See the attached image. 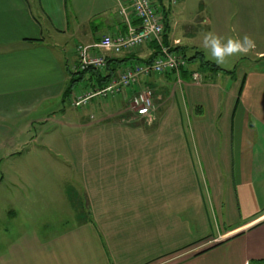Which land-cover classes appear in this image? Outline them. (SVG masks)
I'll use <instances>...</instances> for the list:
<instances>
[{
	"label": "crops",
	"instance_id": "crops-1",
	"mask_svg": "<svg viewBox=\"0 0 264 264\" xmlns=\"http://www.w3.org/2000/svg\"><path fill=\"white\" fill-rule=\"evenodd\" d=\"M78 1L82 0H0V264H264V49L255 53L257 60L242 77L239 95L227 98L230 111L223 118L221 150L225 153L221 162L227 168L226 182H233L241 222L217 229V234L209 233L210 229L205 230V223L211 221L209 202L203 192H196L195 175H189V167L181 164L184 169L179 168L178 152L186 148L194 170L191 145L181 142L180 134L174 137L175 126L163 127L166 120L174 119L171 108L178 99V87L183 92L187 88L193 106H198L195 118L204 116L200 99L210 88L207 77L193 68L194 60L189 62L182 83L171 73L142 80L153 87L159 102L154 112L157 126L149 135L161 133L165 143L138 145L142 152H157L154 159L147 155L140 158L134 166L142 168L138 177L128 169L116 176L120 161L109 157L120 145L93 143L90 150L96 153L89 161L68 159L75 143L62 140V125L74 130L89 124L83 123L84 119L88 122L87 117L72 110L71 98L84 81L98 75L92 69L83 75L77 73L76 46L95 48L103 36L127 31L120 13L125 0H95L108 6L101 21H94L92 12L76 10ZM217 4L220 20H235L228 34L264 38V0H219ZM253 7L258 13L253 14ZM169 40L174 44L180 40L177 46L183 47L180 37L169 35ZM105 53L106 76L114 77L123 66L151 61L155 49L151 43L134 52ZM191 72L202 75V84L192 80ZM77 79L70 92L71 82ZM195 84L203 90L196 93ZM219 93L218 89L213 94L210 91L214 103H218ZM129 100L130 95L124 93L112 100L109 108L122 103V109L129 111ZM67 101L70 114L63 105ZM166 103L170 104L164 111ZM99 116L91 118L98 120ZM138 122L141 120L136 118L131 124ZM130 145L121 148L131 149ZM165 151L169 159H158ZM50 152L54 157L46 161ZM31 153L44 155V163L57 169L59 175L67 168L70 183L87 187L88 213L77 207L81 205L77 196H68L70 208L65 212L70 217L62 220L66 224L62 230L50 235L42 236V228L36 226L20 230L12 224L17 223V215L33 213L29 207L34 204L26 201L31 196L12 188L15 179L19 178V183L22 177L18 167L23 165L25 174L33 167ZM62 156L67 159L62 160ZM116 182L140 184L141 190L117 191Z\"/></svg>",
	"mask_w": 264,
	"mask_h": 264
},
{
	"label": "rangeland",
	"instance_id": "rangeland-1",
	"mask_svg": "<svg viewBox=\"0 0 264 264\" xmlns=\"http://www.w3.org/2000/svg\"><path fill=\"white\" fill-rule=\"evenodd\" d=\"M218 1L219 0H180V2L172 7L166 14L167 16L165 20L169 26L167 39L170 44L169 46L175 47L180 42V40H176V44H174L169 40V35L171 38L180 37L183 41L182 46L187 49L186 53L188 57L199 53V56L192 59L195 61V66L192 65L193 68L198 69L203 76L207 77L205 78L206 84L209 86L212 94L216 89H218L220 93L218 95V103H214L210 97V91H203L200 100L204 105V116L197 120L195 116L197 115V110H199V108L198 106H193V102L189 97V90L185 88L183 92V89L178 87V99L174 107L171 108L173 111L171 114L174 116L172 118L174 119L166 120V124L163 125V127L175 126L176 133L174 137L177 138L178 134H180V141L187 142L191 145L190 147L193 150L192 153L195 162L194 170L192 169V163L189 161L190 153L186 148L185 150L178 152V156L180 155L178 158L180 164L179 168L184 169L181 164H185L189 167V175L191 176L192 172L195 175L196 192H199V194H201V192L204 193L205 201L206 203L209 202L211 209V223H205V227L207 226L205 230L208 231L210 229L209 233L214 231L216 234L217 229H228L229 226L241 222L242 218L241 211L239 210L235 198L233 182H226L225 173L227 172V168L223 167L221 162V156L225 153L221 150V144H223L224 137V130H222L224 124L223 118L230 111V103L228 102L230 95L233 97L239 95L242 77L250 68L251 63L254 60H257L255 53L258 50L264 49V38L254 37L253 39L256 43L255 49L251 50L246 55L230 57L222 65L217 64L222 67V69H226L225 71H215L210 66H206L202 63L203 59L215 63L207 50L202 47L201 41L203 33L214 32L220 35L221 32H223L221 37L225 39L236 37L233 33H227V31L234 26L235 20L234 18L231 20L225 19V21L220 20V8L217 6ZM70 7V10H72L71 5ZM106 7H108L106 4L98 5L95 0H82L76 2L75 5V9H79L80 12H92V19H94V21L103 20L104 17H101V15L103 14V11L106 10ZM234 9L236 8H230V11H234ZM246 11L248 12L249 9H246ZM252 11L253 14L258 13L256 7H253ZM108 15L109 12H107V16ZM238 37L243 36L240 34ZM201 74V79L199 80L200 83L199 81H195V83L202 84L203 78ZM83 85L85 86V81L80 87H78V89L82 88ZM201 86L202 85H194L195 88L193 89L196 93L197 91L203 90V87ZM148 87L153 91V87ZM154 93L155 92L153 91L156 111L159 102L155 100ZM184 93L186 94L187 99H185ZM112 100H116V98H95L88 105L74 106L71 98L72 108H75L72 110L79 112L83 118L87 117L88 122L87 119H84L83 123L89 124L74 130L62 125V140L67 143H75L72 145V152H69V154L71 153L72 158L68 157V159H82L83 157V159L89 161L91 155L96 153L90 150V144L93 143L100 145H120L119 148H116L117 151L110 152L109 157L111 160L120 161V164L116 166V176L121 177L119 176L121 172L128 169L132 176L138 177L139 171L142 168L134 166L138 164L140 158H144L145 155H147V158L154 159L157 153L154 151L142 152L139 150L140 148L138 145L145 143L150 145L165 143L164 137H160L163 136V134L160 133L157 136L149 135L154 134L153 130H155V127L157 126L158 120L155 119V115L151 118L138 117L130 110H124L126 107L122 109V103H119V105L118 103H115L116 105L112 104L111 108H109L110 104L113 102ZM169 104L170 103H166L164 105V111L169 108ZM63 105L65 106L67 113H69V110H71L69 102L67 101ZM128 106L130 105L128 104L127 108ZM113 113L115 115H112ZM98 114H100V116L98 117V120H95L97 118L94 117H97ZM126 114L129 118L127 117L125 119L124 115ZM91 115H94V117L91 118ZM136 118L137 120H141V122L131 124V122H135ZM133 125L136 128L142 129V131L139 129L134 130ZM136 125L141 126L138 127ZM52 129H55V127H52ZM169 141L172 142L171 140ZM127 144H131V149L121 148V146ZM192 145H194V147ZM198 145H200V148H196L195 150V147ZM205 145L209 146L207 150L204 149ZM104 152L106 153V151ZM174 153L175 152H173V154ZM50 154L51 156H46V161L48 158L54 157L53 152H50ZM62 154L69 156L68 153L65 152H62ZM167 154L168 152L165 151L162 155L163 157L158 159H169ZM30 158L34 162L33 167L29 168L27 174H25L27 169L24 168L23 165L18 167V171H20L19 175L22 177H20L19 183H17L19 178L17 180L15 179V185L12 188L17 192L23 193V196H26L27 194L31 196V200L26 201L34 204L33 208L29 207V210L33 211V213L30 215H17V223L12 224L17 225L20 230L30 226H36L39 229L42 228L39 230V233L42 236L57 233L66 225L62 223V220L70 217V214L65 212V210H68L66 208H70L67 199L68 196L70 198L77 196L81 201V205H78L77 207L81 208L84 213H88L89 199L86 194L87 187L85 189L78 182L70 183V180L67 177H69L71 173L68 172L69 170L67 168H62L61 166L62 173L59 175L60 173H58L57 169H54V167H51L48 163H44V155L40 157V154L34 153ZM63 159L65 161L67 158L62 156V160ZM213 161L217 162L214 166L211 164ZM210 171L213 173L211 174ZM122 177L125 179L127 175L124 173ZM114 185L116 186L115 190L121 192L141 190L140 184L116 182ZM90 188L91 184L89 183V189ZM23 200H25V198H23ZM20 207L25 209L24 204H20ZM19 232L21 233L22 231Z\"/></svg>",
	"mask_w": 264,
	"mask_h": 264
},
{
	"label": "built area",
	"instance_id": "built-area-1",
	"mask_svg": "<svg viewBox=\"0 0 264 264\" xmlns=\"http://www.w3.org/2000/svg\"><path fill=\"white\" fill-rule=\"evenodd\" d=\"M179 2L180 0H125L120 6V13L127 24L125 33L103 36L95 48L78 44L75 66L77 73L82 74L93 69L100 75V79L104 80L99 82L97 76L86 80L85 86L75 90L72 96L74 106L88 105L95 98L115 99L127 93L130 94L131 112L142 118L153 117V91L145 86L142 80L151 75L171 73L182 83L184 71H187L189 66L188 60L180 53L172 51L171 46L166 45L162 39L166 14ZM150 43L157 45V51L151 61H137L123 66L117 76H106L105 52H134L140 46ZM191 77L196 82L201 79L198 72H191Z\"/></svg>",
	"mask_w": 264,
	"mask_h": 264
},
{
	"label": "clouds",
	"instance_id": "clouds-1",
	"mask_svg": "<svg viewBox=\"0 0 264 264\" xmlns=\"http://www.w3.org/2000/svg\"><path fill=\"white\" fill-rule=\"evenodd\" d=\"M201 43L218 65L224 64L230 57L246 55L256 47L255 40L248 34H244L243 37L225 39L214 32H205Z\"/></svg>",
	"mask_w": 264,
	"mask_h": 264
},
{
	"label": "trees",
	"instance_id": "trees-1",
	"mask_svg": "<svg viewBox=\"0 0 264 264\" xmlns=\"http://www.w3.org/2000/svg\"><path fill=\"white\" fill-rule=\"evenodd\" d=\"M167 16V15H166ZM168 29H169V26L167 25V21L165 20V27H164V33H163V35H162V39H163V42L166 44V45H170L169 43H168ZM156 48H157V45L156 44H154V49H155V51H157L156 50ZM171 50L172 51H174V52H178V53H180L184 58H186L187 60H188V62H191L192 61V59L193 58H196L197 56H199V53H197V54H193L192 56H187V49L185 48V47H181V46H175V47H172L171 46ZM156 53V52H155ZM201 55V54H200ZM202 57V56H201ZM203 58V57H202ZM202 63L204 64V65H206V66H210L213 70H222V71H225L224 69H221L220 67H218L215 63H212V62H208V61H205L204 59L202 60ZM93 70V69H92ZM186 71H184V73H185ZM229 72V71H228ZM83 74H85V72L84 73H82V75ZM97 77L99 78V82H102L101 80H104V79H100V75L98 74L97 75ZM107 77H109V76H107ZM81 79V78H80ZM78 81V79L77 80H74V81H72L71 83V85L69 86V88H68V90L71 92V90H72V86H73V84L75 83V82H77ZM263 262H264V260H263Z\"/></svg>",
	"mask_w": 264,
	"mask_h": 264
},
{
	"label": "bare ground",
	"instance_id": "bare-ground-1",
	"mask_svg": "<svg viewBox=\"0 0 264 264\" xmlns=\"http://www.w3.org/2000/svg\"><path fill=\"white\" fill-rule=\"evenodd\" d=\"M151 44V43H150Z\"/></svg>",
	"mask_w": 264,
	"mask_h": 264
}]
</instances>
